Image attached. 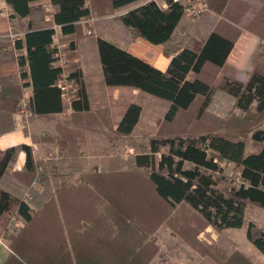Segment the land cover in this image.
<instances>
[{
    "label": "trees",
    "instance_id": "16d2710c",
    "mask_svg": "<svg viewBox=\"0 0 264 264\" xmlns=\"http://www.w3.org/2000/svg\"><path fill=\"white\" fill-rule=\"evenodd\" d=\"M226 1L207 0L213 17L222 15L221 8ZM5 2L12 11L10 20L28 17L34 4L50 2L55 8L53 21L60 26L61 39L69 42L74 50L83 35V22L113 16L133 38L163 46L164 55L171 57V61L162 71L97 37L102 66L100 78L105 87L138 90L167 102L164 120L168 125H173L179 115L188 113L196 100L201 103L200 114L209 110L214 100L228 98L239 112L233 118L237 121L234 131H251L252 143L260 147L253 155H261L264 151V75L254 71L246 82L226 74L212 82L202 78L208 64L217 70L224 67L235 41L213 29L202 40L187 43L189 32L179 35L186 18L180 3L169 0L162 8L148 0ZM206 15L209 14L203 16ZM54 35L55 30L48 24L35 26L28 23L22 38L12 41L7 36H0V135L14 129V116L21 110L23 90L29 85L33 88V97L27 108L32 115L46 116L64 111L62 92L58 87L62 70L56 66ZM78 69L69 75L78 84L72 100L76 113L89 111L92 103V95L88 94ZM21 80L24 81L22 84ZM142 113L140 104L130 103L115 135L132 138ZM229 123L234 124L235 120ZM68 132L67 137L74 134V131ZM216 139L229 140L212 135L152 138L148 152L133 156V170L138 174L145 170L146 179L153 189L152 198L139 202L138 197L142 198L146 190L130 180L133 178L130 172L109 170L105 174L87 171L91 177L84 175L80 181L85 184V189L91 188L88 196L78 189L70 192L72 184L64 182L53 170L74 168L75 163L69 160L78 149L75 144H59L63 155H66V149L73 153L61 160H36L32 147L28 145L0 150V238L8 241L12 251L4 264H150L159 252L154 236L159 222H168L172 231L175 230L189 244L196 241V231L187 233L175 229L177 221H187L178 214L183 209L196 213L200 223L218 232L242 228L248 205L264 209V172L238 160L237 186L222 190L220 162L225 161L222 155L209 153L203 162L186 167L185 155L189 148L199 153L206 152ZM21 152L26 155L24 167L13 171ZM116 174L119 179L113 182L110 177ZM104 177L109 180H102ZM78 196L81 199L85 197V200L88 198L92 203L84 207L86 219L81 227L76 228L77 235L70 243L64 240V235L70 236L71 233L64 234L63 217L65 220L68 215L65 217L66 209H63L62 202ZM58 202L60 208L56 207ZM14 216L24 225L17 234H10L8 230ZM143 218L151 222L148 228L143 224ZM247 238L264 255V225L259 227L250 223ZM196 244L203 256L221 264H257L241 250L218 254L211 244ZM111 248L112 254L116 255L112 258L109 257Z\"/></svg>",
    "mask_w": 264,
    "mask_h": 264
},
{
    "label": "crops",
    "instance_id": "0c3cea01",
    "mask_svg": "<svg viewBox=\"0 0 264 264\" xmlns=\"http://www.w3.org/2000/svg\"><path fill=\"white\" fill-rule=\"evenodd\" d=\"M89 1L90 0H87V3H89ZM39 5L40 4H34L31 6V12L28 17L23 19L17 17L10 20L12 11L5 0H0V36H8L11 31H17V28H19L18 23H23L24 25L23 29L21 28L23 33L20 38H22L28 23L38 26L45 22H51L49 20H44L42 13L34 10L37 9ZM221 9L223 16L226 15L234 18L238 23H236L235 26L230 25L235 24V22L229 20L227 23H218L215 25L210 17L206 20L208 22L210 21V26L208 23V31L207 27H205L206 25L202 27L201 31V35L206 36V34H209L210 31L215 29L225 37L235 41L234 49L229 55L226 64L218 70L221 71L223 75H229L243 82H246L254 71L261 72L264 75V54H262L263 51H261L264 50V0H227ZM48 25L50 27L52 26V24ZM199 26L193 24L191 27H188L190 30L189 33L192 35L197 34L200 31ZM82 28L83 35L78 41L87 37V31L95 34V49L92 47L93 44H91V47L95 61L94 71L97 69L98 73H91L92 71L88 70L86 67L87 62L84 63L81 58H78L77 62H81L79 70L87 86L88 94L96 93L97 96L99 95V98H97L98 106H94L91 103L89 111H80L76 113L74 110L69 111L64 103V111L62 113L46 116L32 115L28 108L27 110H20L14 116V129L0 135V150H6L13 146L28 145L32 147L36 160H61L65 159V156L72 155L73 153L70 154L69 150L66 149V155H63L64 153L62 154V152H60L59 144L68 143L77 145V151H74L75 154H73L72 160H69L75 163L74 168L63 167V169H54L53 172L55 175H60L64 182L66 181L72 184V186L69 187V189H71L70 192L74 189H78L79 192L82 190L85 193L84 189L86 186L81 183L80 179L82 176L87 175V149H89L86 148L87 145L114 146L121 142L126 143V141L130 139L128 137L115 135L114 132H116L118 123L122 119L124 112L134 96L128 88L113 89L105 87L102 84L101 78H99L100 82L96 84L97 87H94L93 83L89 85L88 79H86V76L89 75L87 74V70L91 74H101L102 71L96 44L97 37H102L118 47L127 50L134 56L152 64L162 71L167 69L171 57L164 55L163 46L153 45L144 39L133 38L127 29L113 19V16L93 18L83 22ZM205 30L207 31L206 33ZM61 37L62 33L60 30L57 32V38ZM27 80L30 82V78ZM23 82L24 81L21 80V84ZM23 92L21 107L24 105L27 107L30 99L33 97L32 86L29 85L24 87ZM131 103L134 102L131 101ZM68 131H74V134L72 133V136L67 137L69 136ZM91 151L92 153L96 152V148L90 150V153ZM236 158L242 164L264 172V151L261 155L245 153ZM25 159V153L21 152L12 170H22ZM98 163H102L100 157ZM236 163L237 162H234L233 164ZM110 166H112V164H110ZM93 171L96 172V170ZM97 172L100 173L101 170ZM84 198L83 196L82 199L79 196L77 199L69 197L67 201L62 202V207L66 209L67 213L64 212L65 217L68 215L65 220L63 217L64 234L68 232L71 233L70 236L63 235L64 240L66 239L70 243L74 241V236L77 235L76 228L81 227L86 219L87 215L84 212V207L87 208L92 203ZM60 206L61 204L58 202L56 207L60 208ZM252 210L255 213L261 211L254 207H252ZM250 223L254 222L247 220L246 215L245 224L242 228L227 229L226 231L237 232V235L232 236H234V240L237 241L240 248H242L241 251L251 257L257 264H264V255L247 238V226ZM67 228H69V230ZM156 237L159 245V252L151 264H215L212 260L202 257L190 249L182 238L169 232L165 226L163 229L159 230ZM235 237H237V239H235ZM109 252L110 258L116 256L112 254V248ZM11 253L12 251L9 248L8 241L0 238V264H4Z\"/></svg>",
    "mask_w": 264,
    "mask_h": 264
},
{
    "label": "rangeland",
    "instance_id": "374dc122",
    "mask_svg": "<svg viewBox=\"0 0 264 264\" xmlns=\"http://www.w3.org/2000/svg\"><path fill=\"white\" fill-rule=\"evenodd\" d=\"M35 11H38L39 13H42V16L44 20H47V17L49 16V12L47 10V4H40L37 9H34ZM211 12H208L209 15H206L205 17L202 16L199 19H193L189 16H186L185 21L182 25V28L179 32L182 34H185L187 32H190L188 27H191L193 24L196 26H199V32L195 35H192L190 33H187L190 35V40L187 41V43L192 44L193 41L197 42L203 39L204 36H202L201 31L202 27H207L208 31V23L210 26V21L208 18L212 17L213 24L217 25L218 23H227L230 21L235 22V24L230 25H236L238 23L237 20L234 18L228 17L226 15L213 17V14ZM100 18V17H96ZM210 20V19H209ZM204 21V22H203ZM44 24H52L51 22H45ZM17 31L13 30L10 32V34H22V29L24 27L23 23H18ZM22 28V29H21ZM25 29V28H24ZM205 30V33L207 32ZM200 34V36H199ZM9 36V35H8ZM7 36V37H8ZM87 37L84 38L81 41L76 42V49L74 50L69 42L62 41L61 38H58L59 41L62 44H65V47L62 48V51L64 52L65 59L67 60V72H73L75 68H79L80 63L77 62L78 58H81L82 61L85 63L87 62V69L92 71L91 73H98L97 69L95 70V61L94 56L92 53V47L95 49V34L92 32L87 31ZM9 38V37H8ZM11 40V39H10ZM264 42V41H263ZM91 44L93 46L91 47ZM80 46V49H79ZM262 54H264V50ZM95 55V53H94ZM264 56V55H263ZM79 70V69H78ZM87 70L86 79H88L89 85L91 83L94 84V87H97L96 84H98L100 81V73L99 74H91ZM206 72L204 75L202 74V78H206L209 81H214L219 79V77L223 74L221 72H218L217 68L208 65L205 69ZM218 73V76H217ZM201 77V76H200ZM96 79V80H95ZM95 90V89H93ZM130 91L134 94L131 101L138 103L143 108V114L140 121V124L138 125L137 130L133 134V137L128 139L126 143L121 142L118 145H87V171L92 173H97L98 170H101L103 173L109 172V170L113 171L114 173H129L133 176V178H130V180H134L133 182L137 183L138 185L142 186L144 188V195L142 198H139L138 196V202L140 200H145L148 198H152L153 189L151 185L148 183L146 176L147 172L144 170L143 173L138 174L136 170H133V156L136 154L146 153L149 151L148 146L149 142L152 138H160V137H168L173 135H180L183 136V138L192 136V137H200L202 135H212V136H221L229 140L233 141H242V143L235 144L232 141L229 140H223V139H216L213 140L210 143L209 150L206 152L199 153V151H196L192 148H189L187 150V153L185 155L186 159V167H191L194 164L201 163L205 159V157L209 153H217L218 155H222L225 161L220 162V166L222 168L221 172V178L223 179V183L220 186L223 189H229L233 186H237L238 180H239V169L236 166V164H233L234 162H237L238 157L241 153L243 155L245 153L252 154L256 153L260 147L254 145L251 140V131L246 132H240V131H234L237 127V121L235 118L239 115L238 110H235L233 103L228 98L223 99H217L213 101V104L209 108V110L205 111L204 113H198L200 102L196 100L194 104L192 105L190 111L188 113H183L179 115L178 120L173 125H168L164 120V114L168 108V103L165 101H162L161 99H158L156 97H153L148 94H142L139 91H135L130 89ZM92 95V104L94 106H98L97 98H99V95L97 96L96 93H91ZM201 99L200 97L198 98ZM130 101V103H131ZM66 105H69L67 102H65ZM27 109V107H21V110ZM230 117H232L231 120H235L234 124H230L229 122L231 120H228ZM119 136V135H118ZM93 148H96V152L90 153V150H93ZM239 154V155H238ZM99 157L102 160V163H98ZM231 162V163H230ZM112 164V166H110ZM93 170H96L94 172ZM134 172V173H133ZM88 175V174H87ZM87 177H91L88 175ZM113 179V182L117 179H119V175H114L113 178L110 177V180ZM115 179V180H114ZM102 180H109V178H103ZM36 186V185H35ZM89 189H84L86 192V196H88V192L90 193ZM93 190V189H92ZM94 199V198H93ZM87 201H90L88 198H86ZM93 201V200H91ZM252 207L258 208L261 211L254 212L252 210ZM179 216L182 218H186L187 221H183V219H180V221H177L175 223L176 230L179 231H187V233H191L196 231L197 237L196 241L194 243L189 244L188 242L184 241L190 249H192L194 252L198 253L200 256L205 257L201 254V249H199V245L196 243H207L214 246L215 250L219 254L228 253L231 254L234 251H240L242 248H240L237 241L234 240V236L237 235V232H229V231H221L218 232L215 229H213L211 226L205 227L203 223H200L199 220L200 217L196 213H192L190 210V213L187 212L186 209H183L181 212L178 213ZM163 219V218H162ZM161 219V220H162ZM159 220V221H161ZM247 220H251L256 224V226H263L264 225V209L255 206V205H248L247 209ZM19 219L14 216L12 218V224L9 227L8 233L12 232V234H17L19 230L24 225L23 222H18ZM142 221L143 224L148 225L151 224V222L148 221V219L143 218ZM163 221L159 222L158 230L155 232L154 236L156 237V234L159 232L160 229H163L165 226L166 229H168L169 232L174 234L175 236L180 237L177 235L176 231H172L171 226L168 224V222H165L162 224ZM205 227V228H204ZM205 229V230H204ZM231 234V235H230ZM181 238V237H180ZM237 239V237H235ZM155 258V257H154ZM215 264H221L220 261L214 260L210 257H206ZM153 261V260H152ZM151 264V263H150Z\"/></svg>",
    "mask_w": 264,
    "mask_h": 264
},
{
    "label": "built area",
    "instance_id": "2783aa9c",
    "mask_svg": "<svg viewBox=\"0 0 264 264\" xmlns=\"http://www.w3.org/2000/svg\"><path fill=\"white\" fill-rule=\"evenodd\" d=\"M148 1H154L156 2L159 6L165 7L167 5V2L169 0H148ZM172 2L175 3H180L184 7V11L186 16H189L193 19H199L201 18L205 13L210 12V8L208 5L207 0H171ZM47 10L50 13L49 16L47 17V20L52 22V28L55 30V35H54V47L56 48V66H58L62 70L61 78L58 81V87L60 88L62 92V99L63 102H67L69 105H65L68 107L69 111H72V100L75 97V94L77 93L78 90V84L74 79H70L69 75L70 72H67V60L65 59L64 52L62 51V48L65 47V44H62L59 39L57 38V32H59L60 26L56 25L53 21L54 19V8L53 5L48 2L47 3ZM22 34H10L8 37L12 41L20 38ZM23 107H26L25 105ZM23 110H27L24 109Z\"/></svg>",
    "mask_w": 264,
    "mask_h": 264
}]
</instances>
